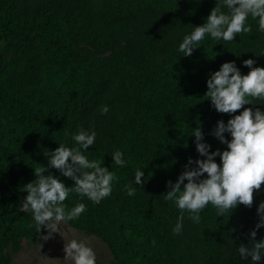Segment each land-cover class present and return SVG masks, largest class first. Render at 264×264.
I'll list each match as a JSON object with an SVG mask.
<instances>
[{"label":"trees","instance_id":"1","mask_svg":"<svg viewBox=\"0 0 264 264\" xmlns=\"http://www.w3.org/2000/svg\"><path fill=\"white\" fill-rule=\"evenodd\" d=\"M216 5L227 13L224 0H0V42L5 52L14 51L11 57L0 51V264L9 262L8 244L17 246L43 229L38 232L32 212L19 207L27 196L23 186L36 179L34 169L48 168L73 186L48 167L45 153L59 144L77 147L73 136L81 130L96 132L95 143L82 154L117 179L99 204L70 192L67 209L84 203L86 211L68 223L105 237L113 264H253L238 248L253 246L250 232L259 222L264 184L254 192L251 208L240 204L217 217L209 203L200 223L191 220L179 235L152 195L164 198L167 182L177 181L189 158H205L196 150L195 128L210 152L227 149L211 133L218 121L226 124L243 108L235 114L215 110L205 95L210 74L235 62L246 75L247 59L264 67V31L251 16L250 33L230 42L206 34L191 56L179 51L183 38L204 24ZM130 8L142 11L121 20ZM81 44L110 52L98 56ZM249 99L253 105L244 108L264 111V100ZM105 105L109 111L102 115ZM117 150L124 167L112 161ZM215 162L221 163L219 156ZM137 170L144 172L143 187L135 183ZM125 185L135 188L134 196ZM261 239L264 227L255 237Z\"/></svg>","mask_w":264,"mask_h":264},{"label":"clouds","instance_id":"2","mask_svg":"<svg viewBox=\"0 0 264 264\" xmlns=\"http://www.w3.org/2000/svg\"><path fill=\"white\" fill-rule=\"evenodd\" d=\"M224 6L228 9L227 13L216 5L205 23L195 26L191 34L183 38L179 51L184 56H191L195 45L206 34L215 40L230 42L236 34L250 33L251 26H246L249 16L258 18L259 30L264 31V0H224ZM255 63L253 59L244 60L243 65L250 71L242 75L235 62H225L207 79L208 90L205 95L217 112L235 114L242 108L243 111L233 115L226 124L223 120L218 121L211 133L227 145V149L222 152L219 149L210 152L211 146L203 142L204 135L200 127L194 129L196 150L205 158L195 161L189 158L177 181L167 182L169 190L164 194L165 200L173 201L181 210L172 230L175 235L182 231L185 210L190 213L191 220L200 223V212L209 203L217 209V217L232 212L240 204L251 208L254 192L259 191L264 184V111L260 108L255 111L250 107L244 108V105H253L249 98L264 100V67H253ZM108 111L106 105L101 107L102 115ZM225 133L230 134V140L226 139ZM73 140L77 147L59 144L54 151L45 153L48 167L59 170L63 177L74 181L72 187L66 186L45 167L34 169L36 179L23 186L27 196L21 211L31 210L38 232L41 228L48 230L45 240L58 232L60 222L75 220L86 211L84 203H77L70 210L67 209L64 201L70 192L99 204L111 195L112 182L117 179L108 167H103L99 161H90L82 154V149H89L95 143V131L81 130L73 136ZM217 156L220 164L215 162ZM111 157L116 165L125 166L121 151H115ZM192 164L196 167H189ZM142 177L144 172L137 170L135 183L143 187ZM125 189L129 196L135 195V188L131 185H125ZM257 215L259 222L250 232L253 246L249 248L241 244L238 248L240 256L245 259L250 257L253 264H258L264 257V239L255 240L257 230L264 227V201L259 203ZM63 251L64 259L71 260L73 264H97L95 252L85 241L71 239L64 244Z\"/></svg>","mask_w":264,"mask_h":264},{"label":"rangeland","instance_id":"3","mask_svg":"<svg viewBox=\"0 0 264 264\" xmlns=\"http://www.w3.org/2000/svg\"><path fill=\"white\" fill-rule=\"evenodd\" d=\"M141 11L142 8L127 9L123 13L121 20L127 21L137 16ZM80 47L98 56H105L110 52L109 49L104 50L98 45L81 44ZM0 51L4 52L7 57H11L14 53L12 50L5 52L1 42ZM152 195L158 207L172 221L175 227L178 217L181 215V210L158 194L152 192ZM24 198L22 197L20 200V209ZM26 211L31 212V210ZM189 216L190 214L187 211L183 212L184 219L181 233L191 224ZM47 235L48 230L43 228L41 232L35 235L21 238L17 246L8 244L4 250L8 256V264H73L71 260L64 259L65 253L63 251L64 244L71 239L85 241L95 252L97 262L102 264H113L116 262L110 243L94 229L78 228L70 225L68 221H62L58 225V232L53 233L51 238L45 240L44 236Z\"/></svg>","mask_w":264,"mask_h":264}]
</instances>
